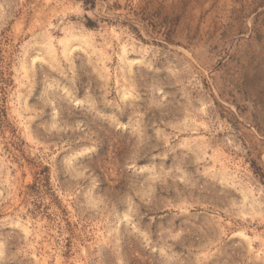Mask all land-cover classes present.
Segmentation results:
<instances>
[{
    "label": "rangeland",
    "instance_id": "1",
    "mask_svg": "<svg viewBox=\"0 0 264 264\" xmlns=\"http://www.w3.org/2000/svg\"><path fill=\"white\" fill-rule=\"evenodd\" d=\"M0 264H264V0H0Z\"/></svg>",
    "mask_w": 264,
    "mask_h": 264
}]
</instances>
